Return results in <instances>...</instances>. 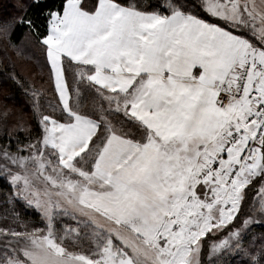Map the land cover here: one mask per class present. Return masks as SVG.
I'll list each match as a JSON object with an SVG mask.
<instances>
[{
	"label": "rangeland",
	"instance_id": "374dc122",
	"mask_svg": "<svg viewBox=\"0 0 264 264\" xmlns=\"http://www.w3.org/2000/svg\"><path fill=\"white\" fill-rule=\"evenodd\" d=\"M131 1L126 8L137 13L197 18L193 8H167L170 12L161 16L160 10ZM197 2L220 20L226 16L223 8L233 13L241 5L240 0ZM241 22L248 28L227 23L236 34L262 36L254 22ZM246 63L236 70L235 82ZM100 96L123 118V127L104 119L92 138L98 143L89 149L91 140L80 156H60L51 125L56 120L47 116L39 122L38 139L13 150L0 144L6 203L19 202L37 215L32 222L20 214L15 222L0 217V264H264V233L256 229L264 227V108L253 105L263 92L224 110L208 103L194 127L201 136L182 141L177 154L166 150L156 162L157 173H149L139 190L131 187L130 154L122 143H139L146 128L130 115V97L106 91ZM111 136L119 145L105 149Z\"/></svg>",
	"mask_w": 264,
	"mask_h": 264
},
{
	"label": "crops",
	"instance_id": "0c3cea01",
	"mask_svg": "<svg viewBox=\"0 0 264 264\" xmlns=\"http://www.w3.org/2000/svg\"><path fill=\"white\" fill-rule=\"evenodd\" d=\"M240 1L237 12L223 8L224 20L248 28L241 22L247 19L263 29L262 36L250 39L180 13L164 18L137 13L110 0H98L88 12L80 0H67L61 12L52 13L43 39L59 103L73 117L69 124L51 122L60 156H80L98 132L96 121L70 111L67 59L91 67L89 81L100 90L130 97V115L146 132L139 143L128 141L122 148L130 154L131 187L145 189L166 150L176 153L182 141L201 136L194 127L207 104L216 105L217 90L234 86L236 70L247 61L264 69V0ZM249 87L264 96V71L252 72ZM259 103H253L258 111ZM113 138L105 149L118 147Z\"/></svg>",
	"mask_w": 264,
	"mask_h": 264
},
{
	"label": "trees",
	"instance_id": "16d2710c",
	"mask_svg": "<svg viewBox=\"0 0 264 264\" xmlns=\"http://www.w3.org/2000/svg\"><path fill=\"white\" fill-rule=\"evenodd\" d=\"M67 0H0V144L1 148L13 150L18 143L38 139L41 136L40 123L44 116L60 123H70L72 119L63 112L52 83L51 70L47 61L46 46L43 43L48 33L52 13L62 11ZM126 7L131 0H110ZM198 0H133L135 6L154 8L163 15L170 11L167 8H193V15L211 24L233 31L225 20L213 18L203 9ZM80 7L92 12L98 0H80ZM131 9V8H130ZM133 10V9H132ZM138 11V10H137ZM150 10L146 12H155ZM156 12V13H157ZM184 13V11H181ZM166 13V14H165ZM159 14V15H160ZM234 32V31H233ZM28 65L29 72L25 73L22 66ZM27 67V66H26ZM63 70L70 93V109L79 115L91 118L102 127L104 119L119 123L123 127V118L104 104L100 93L103 92L91 82L88 77L92 74L91 67L63 60ZM74 71H78L77 74ZM77 76L79 78H77ZM76 81L78 87H74ZM72 111V112H73ZM40 122V123H39ZM44 123V122H43ZM99 133V132H97ZM98 141H91L92 149ZM9 148H5V147ZM98 146H101L99 142ZM88 149V150H89ZM2 152V151H0ZM2 153H0L1 157ZM255 186V183H254ZM253 182L247 190L254 188ZM6 183L0 178V217L9 222H15L14 216L20 214L27 217V222L37 219L34 211L24 204L6 203ZM251 194V193H250ZM1 195L3 197H1ZM249 198V196H248ZM15 208H19L15 211ZM244 214L237 222L242 224ZM256 229L264 233V227ZM3 245V244H0ZM206 241L203 243L205 253Z\"/></svg>",
	"mask_w": 264,
	"mask_h": 264
},
{
	"label": "built area",
	"instance_id": "2783aa9c",
	"mask_svg": "<svg viewBox=\"0 0 264 264\" xmlns=\"http://www.w3.org/2000/svg\"><path fill=\"white\" fill-rule=\"evenodd\" d=\"M254 69L263 72L264 69L255 63L248 62L237 77L232 87L218 89L216 92V105L219 109H226L233 104H239L243 100H253L257 98L258 92L254 88L249 87V79ZM260 107L264 108V98L260 100ZM232 142L236 143V138L230 136Z\"/></svg>",
	"mask_w": 264,
	"mask_h": 264
}]
</instances>
